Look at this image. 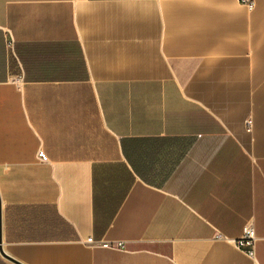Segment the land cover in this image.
Instances as JSON below:
<instances>
[{
	"label": "crops",
	"instance_id": "obj_1",
	"mask_svg": "<svg viewBox=\"0 0 264 264\" xmlns=\"http://www.w3.org/2000/svg\"><path fill=\"white\" fill-rule=\"evenodd\" d=\"M250 1L0 0V264H264Z\"/></svg>",
	"mask_w": 264,
	"mask_h": 264
},
{
	"label": "built area",
	"instance_id": "obj_2",
	"mask_svg": "<svg viewBox=\"0 0 264 264\" xmlns=\"http://www.w3.org/2000/svg\"><path fill=\"white\" fill-rule=\"evenodd\" d=\"M242 1L244 3H246L249 6V8H253L254 3L252 1H250V0H242ZM4 170L8 171V168L6 167ZM257 239L258 238H257L256 232H255V228L253 227L252 224H247L243 229L242 235L237 240H235V245L239 249L245 250L248 254L254 255ZM87 241L90 243L94 242V240L92 238H88ZM101 244L103 246H109L110 245L109 242H102ZM116 245L118 247H122L123 242H117Z\"/></svg>",
	"mask_w": 264,
	"mask_h": 264
},
{
	"label": "water",
	"instance_id": "obj_3",
	"mask_svg": "<svg viewBox=\"0 0 264 264\" xmlns=\"http://www.w3.org/2000/svg\"><path fill=\"white\" fill-rule=\"evenodd\" d=\"M1 201V200H0ZM0 229H1V213H0Z\"/></svg>",
	"mask_w": 264,
	"mask_h": 264
}]
</instances>
